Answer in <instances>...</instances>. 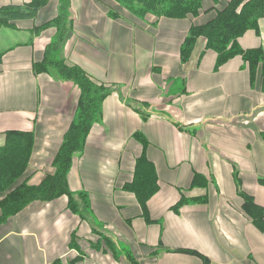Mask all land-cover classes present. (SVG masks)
Masks as SVG:
<instances>
[{"label":"crops","instance_id":"1","mask_svg":"<svg viewBox=\"0 0 264 264\" xmlns=\"http://www.w3.org/2000/svg\"><path fill=\"white\" fill-rule=\"evenodd\" d=\"M32 2L0 0V8ZM211 5L203 0L196 17L143 20L113 0H70L72 27L61 57L114 90L84 150L73 158L68 185L74 193H88L96 219L141 264H204L180 249L198 251L211 264H264V233L242 214L234 179L236 171L241 189L264 207V185L258 182L264 178L260 70L251 84L239 55L215 69L216 54L205 49L204 38L187 63L180 58L191 25L214 15L206 11ZM58 9V0H44L34 17L0 28V144L8 130L33 131L29 181L34 184L52 171L79 94L56 73L33 70L57 31L54 25L37 34L34 29L53 22ZM238 43L264 52V16L258 30H247ZM138 103H146L148 119L134 110ZM136 131L149 141L146 155L159 178L147 203L148 219L135 196L122 189L142 153ZM195 171L210 180L207 188L189 189ZM205 192V204L170 209L181 193ZM73 232L77 246L69 248ZM96 238L86 221L67 210L65 197L33 202L0 226V264H130L124 255L115 259L92 249Z\"/></svg>","mask_w":264,"mask_h":264},{"label":"trees","instance_id":"2","mask_svg":"<svg viewBox=\"0 0 264 264\" xmlns=\"http://www.w3.org/2000/svg\"><path fill=\"white\" fill-rule=\"evenodd\" d=\"M58 15L53 22H47L35 27L37 34L48 25L57 29L52 41L46 46L45 54L40 62L33 65L36 73L52 71L65 81H71L78 89L74 117L63 134L53 160L52 171L43 175L37 183H30L29 163L35 138L33 131L8 130L0 144V226L6 224L26 206L33 202H49L59 197L66 198V208L76 214L81 221H86L91 232L96 235L95 242H90L94 250L108 252L117 259L124 255L130 264H141L128 248L121 247L110 235L103 223L94 216L88 193L79 191L74 193L68 185L67 174L73 158L84 150L87 136L103 116V102L114 90V87L94 81L83 69L76 65H68L61 57V45L67 37L72 23L69 19L70 0H58ZM134 15L145 17L154 14L158 17L182 19L196 17L203 10V0H113ZM212 5L206 11H213L214 15L201 25H191L188 34L180 46V58L187 63L195 49L197 41L204 37L205 49L216 54L215 69L234 56H241L249 70L250 83L254 84L256 74L260 70L261 82L264 81V52L261 47L242 49L238 43L239 37L249 29L258 30L259 19L264 16V0H211ZM44 0L25 5H5L0 8V28L14 26V21L21 18L34 17ZM2 53H0L1 61ZM135 108L143 120L148 119L146 103H138ZM134 106V105H133ZM137 107V106H136ZM181 128V127H179ZM264 143V130L260 132ZM133 138L142 147V153L135 159L133 175L122 189L132 193L142 208V216L148 219L147 203L159 189V178L154 163L146 155L149 141L141 131L133 133ZM237 184V194L242 200V214L261 232L264 233V207L257 204L252 195L243 191L237 172H234ZM212 180V179H211ZM264 185V178H258ZM210 180L199 172H194L189 189L207 188ZM208 202V194L190 195L181 193L179 200L170 207L179 212L186 204ZM150 220V219H149ZM76 232L71 235L69 248L77 246ZM198 256L204 264H211L202 253L180 249ZM80 259L79 257H77ZM58 262V261H56Z\"/></svg>","mask_w":264,"mask_h":264},{"label":"rangeland","instance_id":"3","mask_svg":"<svg viewBox=\"0 0 264 264\" xmlns=\"http://www.w3.org/2000/svg\"><path fill=\"white\" fill-rule=\"evenodd\" d=\"M204 1H206V2H209L210 0H204ZM116 3V2H115ZM120 8H123V9H125L124 7H122V6H120L119 4H117ZM128 11V10H127ZM129 12V11H128ZM131 13V12H130ZM132 14V13H131ZM132 15H134V14H132ZM134 16H136V17H138V18H140V19H143V20H147V19H149V18H151V17H156V18H159L157 15H154V14H147L145 17H140V16H137V15H134ZM163 18V17H162ZM201 38H204V37H201ZM200 38V39H201ZM199 41V40H198ZM197 44V43H196ZM147 111V110H146Z\"/></svg>","mask_w":264,"mask_h":264}]
</instances>
